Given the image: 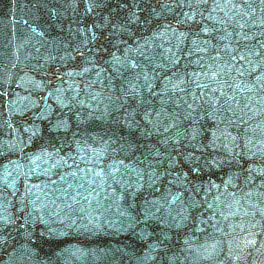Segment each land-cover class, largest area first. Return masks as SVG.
Masks as SVG:
<instances>
[{
    "label": "snow or ice",
    "instance_id": "6c2138e0",
    "mask_svg": "<svg viewBox=\"0 0 264 264\" xmlns=\"http://www.w3.org/2000/svg\"><path fill=\"white\" fill-rule=\"evenodd\" d=\"M18 7L0 264H264V0Z\"/></svg>",
    "mask_w": 264,
    "mask_h": 264
},
{
    "label": "water",
    "instance_id": "95a60500",
    "mask_svg": "<svg viewBox=\"0 0 264 264\" xmlns=\"http://www.w3.org/2000/svg\"><path fill=\"white\" fill-rule=\"evenodd\" d=\"M26 0H16L17 5L19 7L17 8V11L14 13L17 17L16 26L19 28L20 25V18L23 16V6L25 4ZM8 7H9V0H0V27H3L4 25L8 24ZM27 19V17H24ZM83 247H94V243H84L82 245ZM69 264H92V260L90 257H84L80 258L78 261H72L71 257H69Z\"/></svg>",
    "mask_w": 264,
    "mask_h": 264
}]
</instances>
